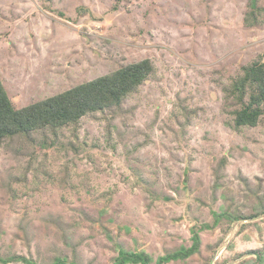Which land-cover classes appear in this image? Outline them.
I'll use <instances>...</instances> for the list:
<instances>
[{
    "label": "rangeland",
    "instance_id": "374dc122",
    "mask_svg": "<svg viewBox=\"0 0 264 264\" xmlns=\"http://www.w3.org/2000/svg\"><path fill=\"white\" fill-rule=\"evenodd\" d=\"M248 5L0 0V78L16 108L142 60L155 68L121 108L0 140L3 257L114 264L124 249L154 264L192 247L195 229L199 253L166 264H264V116L236 130L223 93L264 57V13L247 27ZM224 211L248 220L215 223Z\"/></svg>",
    "mask_w": 264,
    "mask_h": 264
},
{
    "label": "trees",
    "instance_id": "16d2710c",
    "mask_svg": "<svg viewBox=\"0 0 264 264\" xmlns=\"http://www.w3.org/2000/svg\"><path fill=\"white\" fill-rule=\"evenodd\" d=\"M261 0H249V11L244 19L247 27L261 23L264 8ZM155 72L151 60L122 67L119 70L83 83L63 93L51 96L23 108H16L0 78V140L14 137L32 141L35 133L55 135L66 127L76 128L80 121L89 115L104 114L108 110L121 108L124 101L134 95ZM227 105L233 107L234 128L240 130L256 127L264 116V57L242 67L241 73L223 87ZM264 211V210H263ZM258 212L249 219H256ZM215 223L222 219L231 222L248 220L240 215L226 211L214 213ZM205 228H210L206 225ZM199 230H193V245L161 257L154 264H166L170 261L185 260L199 253L201 237ZM23 262L38 264L24 256L11 255L3 257L0 252V264ZM261 263L264 255L261 254ZM50 264L69 263L66 258L58 257ZM114 264H153V259L145 252H132L121 249Z\"/></svg>",
    "mask_w": 264,
    "mask_h": 264
}]
</instances>
